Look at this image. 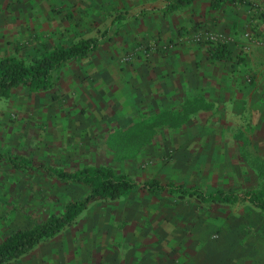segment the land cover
<instances>
[{
  "label": "rangeland",
  "instance_id": "1",
  "mask_svg": "<svg viewBox=\"0 0 264 264\" xmlns=\"http://www.w3.org/2000/svg\"><path fill=\"white\" fill-rule=\"evenodd\" d=\"M153 1L158 0H0V58L12 55L29 60L58 45L98 38L110 28L111 32L117 29L114 43L104 45L111 53L110 64L119 69L143 66L154 55H171L182 40L164 36L161 12L149 8ZM204 2L208 0L175 9L178 18L170 20V34L184 22L186 12L194 17L191 7L192 11L207 7ZM236 8L245 17L242 29L236 28L247 41L242 47L247 49L249 43L262 47L256 41L264 37L260 33L264 0H244ZM163 12L172 13L165 8ZM193 20L195 25L185 27L186 41L206 49L237 44L232 35L198 26L201 21ZM148 24L155 29L153 35L142 28ZM207 33L223 35L227 41L198 39ZM127 43L129 49L115 46L119 52L113 53L111 45ZM228 51V59L210 60L220 73L233 56ZM103 57L96 54L90 60L64 64L51 90L17 88L0 97V153L56 171L109 168L140 184L175 182L197 185L205 192L233 188L237 200L210 205L136 189L117 201L96 202L57 235L5 264H59L43 258L48 247L68 242L71 236L75 246L83 233V242L96 246L107 244L106 234H115L117 244L138 234L151 249H163L169 264L176 250L194 248L198 242L223 248L221 256L212 252V264H264V212L245 197L256 186V168L264 165V121L230 124L219 105H207L203 98L158 104L140 98L139 93L131 96L123 85L115 91L105 89L102 96L87 69L103 65ZM243 80L249 83L250 75ZM109 93L115 97L106 99ZM85 192L83 186L65 184L44 171H20L0 160V242L16 230L44 222L52 213L60 214L69 200L80 199Z\"/></svg>",
  "mask_w": 264,
  "mask_h": 264
},
{
  "label": "crops",
  "instance_id": "2",
  "mask_svg": "<svg viewBox=\"0 0 264 264\" xmlns=\"http://www.w3.org/2000/svg\"><path fill=\"white\" fill-rule=\"evenodd\" d=\"M196 1L198 0L182 6H189ZM166 5L167 0H158L151 2L149 8L158 9L161 12L158 15L163 18L165 26L162 33L166 38L179 37L182 39L177 50L166 57L154 55V58L148 63L144 62L143 66H123L119 69L110 64L111 53L105 51L104 47L108 43H114L117 29L114 32H111L110 28L105 29L104 31L109 30V35L112 38L100 44L90 58L86 59L90 60L96 54L104 56L103 65H93L87 69V72L92 74L90 80H92L96 92L103 96L105 89L115 91L116 87L118 89L120 85H123L131 96L139 97V93L140 98L149 99L152 103L169 105L180 102V99L200 97L207 105L213 104L214 107L219 105L227 123L231 124L232 122L246 126V124H254L260 120L264 121V48L252 43L248 44L247 49L242 47L247 41L236 32L245 21L243 13L236 10L240 4L233 6L225 4L218 10H212L209 8L208 1L204 2L207 7L203 9L196 8L192 11L191 7L190 11L195 13L194 17H189L186 12L187 17L184 22L179 24V27H174L172 35L169 22L177 20L176 13L179 9L171 14H166L163 12ZM233 9L235 10L233 11ZM195 18H198L199 22L201 21L197 24L198 26L223 31L232 35L234 41H238L237 44L232 43L228 47L233 56L228 60L224 72L220 73L215 69L213 64L215 62L210 61L212 60L210 50L206 49V46H197L189 40L186 41L187 36L183 37L185 27L195 25V20H193ZM142 28L149 35H153L155 30L149 24ZM261 29L262 37L264 36V26ZM100 37L101 35L98 38ZM111 46L115 54L119 52L115 50V46H117V50H127L131 44ZM126 46L129 47L126 48ZM237 53L238 55H236ZM226 59L228 58L222 60ZM246 75H250L249 83H245L243 80ZM104 97L109 100L115 96H111L109 93ZM106 235L108 237L107 244L104 246L103 244L96 246L83 242V239L86 238L85 233L77 237V241H81V243L73 246L72 241L76 239L70 235L71 237H67L68 242L65 241L59 245L51 244L48 247L49 251L43 254V258L46 259L48 256L52 261L59 260V264H169L163 249L159 252L156 249H151L145 245V242L138 239V234L131 235V240L126 239L123 244H117L115 234ZM222 250L223 248L219 244L213 246L211 243L198 242L194 248L188 245V247L176 250L170 264H212V252L218 254ZM218 255L221 256L222 253Z\"/></svg>",
  "mask_w": 264,
  "mask_h": 264
},
{
  "label": "trees",
  "instance_id": "3",
  "mask_svg": "<svg viewBox=\"0 0 264 264\" xmlns=\"http://www.w3.org/2000/svg\"><path fill=\"white\" fill-rule=\"evenodd\" d=\"M195 0H167L165 12H173L182 5ZM211 9H217L224 3L237 5L244 0H208ZM109 30L100 38L80 39L72 46H55L51 51L43 52L29 60L16 56L0 58V97H8L17 88H26L31 92L51 90L59 80L62 66L70 61L89 59L97 47L110 40ZM210 57L222 60L230 54L226 45L210 47ZM12 168L20 171H44L52 178L65 184H78L86 189L80 199L69 200L60 214H50L42 223L8 234L0 242V264L10 262L34 248L40 241L60 232L65 226L73 223L87 208L102 201H117L131 191L140 189L147 192H164L180 199L190 198L210 205L234 203L237 193L233 188L215 189L208 192L197 185H184L175 182L159 183L158 181L138 183L125 173L115 174L109 168L83 167L74 171H56L42 163H34L20 156L0 153ZM257 183L254 189L248 190L245 197L248 202L264 212V165L256 168Z\"/></svg>",
  "mask_w": 264,
  "mask_h": 264
},
{
  "label": "built area",
  "instance_id": "4",
  "mask_svg": "<svg viewBox=\"0 0 264 264\" xmlns=\"http://www.w3.org/2000/svg\"><path fill=\"white\" fill-rule=\"evenodd\" d=\"M245 37L250 38L249 37V33H245ZM199 40H206L208 42H212V43H225L227 41L226 37H224L223 35H216L213 33H207L204 36L198 37ZM259 45H261L262 47H264V37L261 39H257L256 41Z\"/></svg>",
  "mask_w": 264,
  "mask_h": 264
}]
</instances>
